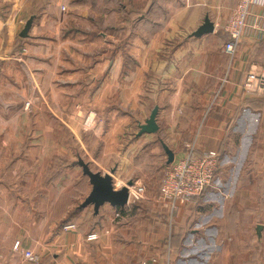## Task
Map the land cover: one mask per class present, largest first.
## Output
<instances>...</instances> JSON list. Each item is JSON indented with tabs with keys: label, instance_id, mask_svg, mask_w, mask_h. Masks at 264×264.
<instances>
[{
	"label": "crops",
	"instance_id": "obj_1",
	"mask_svg": "<svg viewBox=\"0 0 264 264\" xmlns=\"http://www.w3.org/2000/svg\"><path fill=\"white\" fill-rule=\"evenodd\" d=\"M238 1L0 0V264L21 259L16 241L40 264H264V94L243 89L264 37L248 27L228 56ZM206 15L214 32L192 35ZM154 111L158 130L140 133ZM188 142L220 168L178 211L147 190L131 208L83 206V156L131 181Z\"/></svg>",
	"mask_w": 264,
	"mask_h": 264
},
{
	"label": "built area",
	"instance_id": "obj_2",
	"mask_svg": "<svg viewBox=\"0 0 264 264\" xmlns=\"http://www.w3.org/2000/svg\"><path fill=\"white\" fill-rule=\"evenodd\" d=\"M256 5L254 0H239L232 8L224 27H222L229 37L224 48L230 58H233L237 52L248 27L258 30L261 36L264 37V12L257 14L254 12L257 7L264 10V6ZM243 89L253 95L261 96L264 94V67L254 65L249 67L243 82ZM219 166L220 156L218 151L208 150L198 153L194 142L186 143L185 153L180 158L166 164L159 193L154 197V201L167 203L172 212L178 211V201L191 202L208 187L212 186L215 176L219 172ZM113 177L116 189H120L128 183V181L115 175ZM145 197L146 187L133 181V184L129 186V200L126 207L131 208ZM74 226V224H70L66 227ZM97 237L96 233H92L88 235L87 239L92 240ZM13 248L16 252H20L22 257L17 262L8 264L41 263L40 255L32 250H21L19 241L14 243ZM136 264H147V262L140 261Z\"/></svg>",
	"mask_w": 264,
	"mask_h": 264
},
{
	"label": "water",
	"instance_id": "obj_3",
	"mask_svg": "<svg viewBox=\"0 0 264 264\" xmlns=\"http://www.w3.org/2000/svg\"><path fill=\"white\" fill-rule=\"evenodd\" d=\"M35 16L32 15L26 21L23 29L20 32L21 37L29 36V31L32 27ZM215 23L211 19L209 15H206L203 23L192 32V35L196 37H201L205 34H209L214 32ZM158 130V124L156 123V111L153 112L149 121L145 125H140V133H152ZM164 148L166 153L168 154V163L174 161V153L173 151L164 144ZM79 163L83 167V172L89 177L90 183L92 185L91 192L86 197L83 202V206H87L90 204L94 205L95 212L97 213L100 207L108 202L116 207H124L128 203L129 200V186L133 184V181H128L127 185H124L120 189H116L114 187V172L112 170L110 172L102 173L100 171H94L89 163L84 162L83 159H80Z\"/></svg>",
	"mask_w": 264,
	"mask_h": 264
},
{
	"label": "rangeland",
	"instance_id": "obj_4",
	"mask_svg": "<svg viewBox=\"0 0 264 264\" xmlns=\"http://www.w3.org/2000/svg\"><path fill=\"white\" fill-rule=\"evenodd\" d=\"M83 160H84V162H86V163L89 162L91 164V161H93V157L89 156V155L83 156ZM150 160L153 161L152 157L150 158ZM136 162H138V160H136ZM166 164H167L166 160L159 161L156 164L158 170H155L152 173H149L147 171H143L144 173H142V172L138 173L139 170H137L134 172V174L136 173L140 177L134 176V177L129 178V179L131 181L141 183L142 185H144L146 187L147 191H149V192L151 191L150 194H153L156 197L159 193L158 186L161 185V180H162L163 175H164V170H165ZM144 174L146 175V177ZM125 180H128V177ZM146 195H148V193H146ZM138 216L139 215L136 216V219H138Z\"/></svg>",
	"mask_w": 264,
	"mask_h": 264
},
{
	"label": "trees",
	"instance_id": "obj_5",
	"mask_svg": "<svg viewBox=\"0 0 264 264\" xmlns=\"http://www.w3.org/2000/svg\"><path fill=\"white\" fill-rule=\"evenodd\" d=\"M228 35V34H227ZM229 38V37H228ZM228 40V39H227Z\"/></svg>",
	"mask_w": 264,
	"mask_h": 264
}]
</instances>
